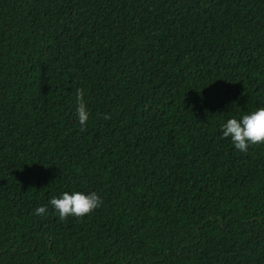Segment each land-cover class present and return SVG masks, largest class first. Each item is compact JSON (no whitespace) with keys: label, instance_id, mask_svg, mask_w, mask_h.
Here are the masks:
<instances>
[{"label":"trees","instance_id":"16d2710c","mask_svg":"<svg viewBox=\"0 0 264 264\" xmlns=\"http://www.w3.org/2000/svg\"><path fill=\"white\" fill-rule=\"evenodd\" d=\"M257 107L264 0H0V264H264V143L220 129Z\"/></svg>","mask_w":264,"mask_h":264},{"label":"clouds","instance_id":"9594fccd","mask_svg":"<svg viewBox=\"0 0 264 264\" xmlns=\"http://www.w3.org/2000/svg\"><path fill=\"white\" fill-rule=\"evenodd\" d=\"M83 96L84 90L77 89L75 111L81 128L86 126L89 119V110ZM108 118V114H105V119ZM220 129L223 138L229 139L235 149L245 153L251 145L264 143V107L232 115L220 124ZM102 203L103 198L96 191L70 189L51 196L47 203L34 209V214L46 215L51 206L62 220L70 216L83 217Z\"/></svg>","mask_w":264,"mask_h":264}]
</instances>
